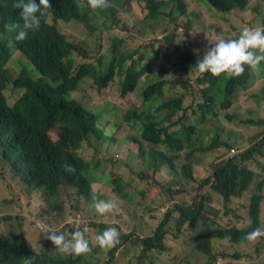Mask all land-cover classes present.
<instances>
[{
	"label": "trees",
	"instance_id": "1",
	"mask_svg": "<svg viewBox=\"0 0 264 264\" xmlns=\"http://www.w3.org/2000/svg\"><path fill=\"white\" fill-rule=\"evenodd\" d=\"M156 1L165 8L170 6L168 14L173 22L184 14L188 15V0ZM200 1L218 16H226L235 9L245 14L250 12V16H245L250 19H244L241 25L232 23L240 29L244 23L251 27L255 16L264 24V13L258 5L250 6V0ZM36 2L39 3V0ZM14 4L15 0H0V172L14 183L39 189L46 200L56 205L61 203V213L75 214L64 190V165L73 166L76 173L69 181L84 192L87 205L92 206L94 200L101 197L93 199L89 190L90 178L98 175L96 169L99 162H89L81 154L76 156L70 152V149L84 144L99 149L105 142L111 146L124 143L120 156L111 153L106 168L114 163L115 168L119 169L118 188L114 187L117 193L111 195L110 201L119 202L122 206L127 201L128 205L123 206L125 210L120 207L112 222L86 218L83 214L81 222L71 227L72 231L84 233L87 228H101L102 231L107 223H111L121 232L120 243L107 250L104 263L99 261V257L93 262L81 256L80 259L86 262L81 264H216L220 258L253 259L255 254L263 251L264 243L261 244L260 240L264 235L256 238L259 243L255 250H250L252 240L245 239V234L256 227L262 230L264 137L256 141L252 139V142L247 138L230 141V128L222 135V128L215 126L208 130L214 132L209 140H203L201 137H205L206 133L199 129V125L203 123L206 113L214 112L215 104H221L224 110L229 109L240 87L243 89L249 86L253 78H264V65L255 69L257 72H252L255 70L245 65V71L235 78L224 74H201L193 67L197 56L209 46V41L227 39V34L208 38L197 53L191 46H187L188 58L184 59L187 63L182 64L176 62V49L173 48L177 42L184 40L180 32H159L161 36L146 43L155 33L154 27H148L137 30L141 44L136 52L128 50L127 56L131 62L122 54L114 58L107 71L98 72L94 67H85L86 71L79 72L80 65L75 70L71 58L77 46L67 38L70 23L89 26L98 15L115 20L117 1L109 3L106 9L94 10L88 6V0H49L48 10L41 17L39 29L30 31L23 41L15 40L10 28L13 22L20 21V10ZM193 15L199 17V14L192 12L187 22L190 25L185 23L181 31L190 30ZM151 16H154V11ZM17 51L37 68L40 73L37 81L30 77L33 76L32 69L24 63L19 72L21 75H12L7 64ZM170 63H175L172 69ZM2 65L6 68L3 69ZM154 67L155 74L147 79L157 80L143 88L141 76L154 70ZM165 72L172 77L166 79ZM87 74L92 78L87 80L84 77ZM115 76L119 78L122 98H127L141 84L142 100L132 107L106 102L104 106L110 115L108 120H102L93 109L71 95L77 88L101 92L111 85ZM191 80L204 85L199 103L203 117L191 124L182 122L176 128L182 121V118L179 121L178 113L183 108L184 91H188L194 84ZM169 89L174 95L166 98ZM263 97L264 89L254 96L259 106L264 102ZM157 99L161 101L155 105L156 114H152L150 121L144 122L146 109L152 107ZM173 116H177V120ZM236 116V113L228 115L230 119ZM248 122L263 125L264 118H250ZM56 128L60 140L54 142L52 134ZM258 134L264 136V130H258ZM128 144L135 152L133 159L125 156ZM190 147L195 148L192 151L204 152L208 160L205 157H194V162H189L193 154H185L184 148ZM183 157H186V161L179 165ZM197 166L203 167L207 175L198 181L194 201L176 203L175 208L171 209L161 192L171 193L174 188L184 190L181 184L193 180ZM127 170L141 179L140 185L125 176L124 171ZM248 190H252L250 201L234 204L235 198L240 199ZM0 199L13 205L19 204V197L4 196ZM216 204H220V207L216 208ZM155 211H163V215L151 233L143 237L144 223L146 221L147 227L149 218H157ZM219 212L226 216L222 222L218 221ZM37 215L41 218V226L36 227V230L46 235L44 250L38 251L25 241V244L19 243L13 250H4L0 262L16 264L18 257L27 253L31 264H55L59 257H54L53 251L62 252L47 239L46 231H63L55 228L61 215L46 218L45 212L40 209ZM102 216L106 217L107 212ZM249 218L252 219L251 225L247 224ZM237 219L244 224L237 226ZM187 231L193 234L196 242L190 251L185 252L184 243L177 237ZM139 241L142 245L139 254L117 261L126 249ZM90 244L96 252L102 250L96 245L95 238ZM238 244H244L245 248L232 250V246ZM153 255H163V259L156 262L151 258Z\"/></svg>",
	"mask_w": 264,
	"mask_h": 264
},
{
	"label": "rangeland",
	"instance_id": "2",
	"mask_svg": "<svg viewBox=\"0 0 264 264\" xmlns=\"http://www.w3.org/2000/svg\"><path fill=\"white\" fill-rule=\"evenodd\" d=\"M184 1V0H183ZM189 7L187 8V14H184L176 19L173 22L169 17L170 6L164 9V15L160 21L155 23L154 31L150 38L147 39L146 43L152 41L154 38L161 36L159 32H180L181 37L184 40L177 42L173 48L176 49V53L174 54V58L176 62L184 59H187V46H191L192 49L197 53L200 48L205 44L208 38H215L217 35L223 36L226 34H230L236 30H238L239 26H233L232 23L241 25L245 16H250L251 13L240 11L239 9L232 10L229 14L224 16L221 14L220 16L213 14L207 6L200 0H188ZM258 5L259 9L264 13V0H250V6ZM117 7L116 19L113 21L111 18L98 15L96 22H92L89 26L84 24H72L70 23V27L68 30V39L73 41L77 49L72 54V62L73 68L76 70L79 65L86 62H96L98 63L101 57H105L110 47L114 44H117L120 52L132 50L136 52V48L140 46L141 40L137 33L138 28H148L149 22L145 19V15L147 13V0H119V4H115ZM195 12L199 14V17L193 15L191 28L189 31L184 30L181 31L180 28L184 26L185 23L188 22V16H191V13ZM227 17V18H226ZM264 26L262 22H259L257 16L254 17L252 21L251 27ZM177 25L176 29L175 26ZM187 26L190 24L187 23ZM246 25V23H244ZM65 29V26L63 25ZM164 34V36L166 35ZM214 41V40H212ZM157 49H159L157 47ZM137 54L135 55V58ZM128 62H131L130 57H126ZM175 62V63H176ZM27 64L30 66V63L27 59L20 53L16 52L12 56L11 60L7 64V67L11 70L12 75L18 76L22 64ZM174 63V64H175ZM174 64H169L170 69L173 68ZM30 68L32 69V75L34 78L38 79L40 77V73L37 68L31 64ZM169 69V70H170ZM156 67L154 70L151 69L146 75L141 76V81L144 82L145 88L147 85L154 83L157 79H147V77H151L155 74ZM258 70L252 71L257 72ZM117 75V74H116ZM166 79L172 77V75L168 72H165ZM89 80L90 78H86ZM193 86H191L188 91H184L185 97L182 101V110L178 113L180 114V118L182 121L180 124L176 126L179 128L181 123L184 122L186 124L194 123L197 118L203 117V112L199 107V103L201 102V89L204 85L197 83V81H193ZM264 89V78H253L252 82L246 88H239L238 92L235 93L233 99V105L227 109H222V105L217 103L214 106L213 113H206V117L203 120V123L199 125V129L206 133L205 137H201L203 140H209V138L213 135L214 132H209L210 128H214L215 126H220L222 128V135L226 134L227 129L230 128L231 135L230 141H238L240 139L247 138L252 142V139L255 141L257 139H262L264 136H259L258 130H264L263 125H252L248 122L250 118L263 119L264 118V102L261 106L258 105L255 95L261 93ZM73 97L84 102L89 108L93 109L102 120H108L110 117L108 110L104 106L106 102L117 103L121 107H132L138 105L141 100V84L139 87L131 94L128 95L127 98H122L120 96V86H119V78L115 76L111 85L101 91L97 92L94 90H85V89H76V91L71 94ZM174 95V92L169 89L166 94V98ZM264 98V97H263ZM161 100L157 99L152 107L146 109L147 114L144 115L143 121L148 122L151 120L152 114H156L155 105L159 103ZM232 113H236L237 116L234 119H230L228 115ZM174 117V116H173ZM177 120V116L173 118ZM57 128L54 130L55 133L52 134L53 139H57ZM104 140V139H103ZM89 142V141H88ZM106 144L99 149H94L92 146H88V144H84L79 149V153L83 156L87 161L97 164L99 162V166H97L96 173L98 174L99 179L92 182V189L95 193H114L117 191L114 187L118 188L119 180H118V172L119 169L115 168L114 163L111 167L106 168V162L111 158V153L117 156L121 155L122 150L124 149V143H121L117 146H111L109 143ZM91 145V142H89ZM110 148H109V146ZM184 153L191 152L193 157L189 159V162H194L196 157H205V153L200 150H194V147L184 148ZM128 155L135 157V152L130 149L129 144L125 151V156L128 159ZM195 157V158H194ZM205 160H208V157H205ZM129 161V160H128ZM186 161V157H183L181 163L182 165ZM122 172V170H121ZM120 172V175H121ZM125 176L129 179L132 178L133 183L136 185L141 184V179L130 171H124ZM157 175V173L155 172ZM207 175L206 170L197 166L194 171L193 180L186 182L185 184H181L184 186V190L174 188L173 192H161L165 196V201L171 209L175 208V204H187L194 201V196L196 195L195 189L197 187L198 181ZM107 181H110V184H107ZM64 190L68 195V201L73 207L72 210H75V214H71L68 212L61 213V208L63 205L60 203L56 205L53 201H48L43 196L42 192L37 188H29L24 184L14 183L13 180L8 179L3 173L0 172V197L4 196H13L19 197V204L13 205L9 202H5L0 199V240L5 238L11 231H15L18 234L22 235L25 240L31 245V247L35 248L38 251H43L44 241L46 235H42L40 231L36 230V227L41 226L39 223L41 222V218L37 215V210H43L45 212V217H53L56 215H61V219L57 222L55 228L62 229L63 231L72 232L71 227H76L78 223L81 222L83 218V214L86 218H96L97 220L104 219L108 222H112L115 220V216L103 217L102 214H98L95 211L94 203L92 206H88L86 200L82 196V192L76 190L69 183L64 184ZM253 190V189H252ZM252 190H248L244 193L243 197L235 198L234 204H239L241 202L248 203L250 201V196L252 194ZM159 192V191H158ZM30 201V204H28ZM221 204V202L219 201ZM233 201L230 202L232 204ZM220 204H216L215 207L219 208ZM128 205L126 201L123 203V206ZM122 206V207H123ZM126 207H123V211ZM28 210L31 213L28 214ZM216 212V209L213 208ZM66 211V207H65ZM155 215L157 218H149L147 227L146 221L144 223L143 237H146L149 233H151L152 228L158 224L159 217L163 215V211H155ZM27 215V216H24ZM262 215L263 221L262 231H264V201L262 204ZM27 218L28 220H25ZM33 219L36 222H32ZM226 219V216L220 215L218 216V221L222 222ZM244 223L237 219V226H242ZM88 231H92V228H87ZM177 239L184 243L185 252L190 251L195 245L196 238L190 231L180 235ZM257 240H252V245L249 247L250 250H255ZM261 244L264 242V238L261 239ZM244 244L233 245V249H244ZM264 248V244H263ZM109 250V249H108ZM142 250L141 241H139L136 245H133L126 249L123 252L122 257H128L133 254H139ZM107 250L102 249L96 253V257L93 259L96 262V258L99 257V261L104 263L107 260L106 255ZM49 254V253H47ZM52 255L54 257H64L66 255H62L58 253L57 250H54ZM106 255V257H105ZM68 257V256H66ZM72 258V257H70ZM151 258L156 260V262H161L163 259V255H153ZM88 260H92L88 257ZM25 263V260H23ZM76 264H79L77 262ZM216 264H264V249L258 254H255V258H246L242 257L240 259H235L233 257H229L226 259L220 258L217 260Z\"/></svg>",
	"mask_w": 264,
	"mask_h": 264
},
{
	"label": "clouds",
	"instance_id": "3",
	"mask_svg": "<svg viewBox=\"0 0 264 264\" xmlns=\"http://www.w3.org/2000/svg\"><path fill=\"white\" fill-rule=\"evenodd\" d=\"M114 1L119 0H88V6L94 10H103L106 9L110 4H114ZM14 7L20 10V21H15L11 24V31L14 32V39L17 41L25 40L29 32L36 31L40 27L41 17L45 15V12L49 7V0H39V3L36 0H15ZM164 5H158L156 0H147V13L145 19L149 22V27H154L155 23L160 21L164 15ZM152 11H154V16H151ZM116 10V14H117ZM170 17V16H169ZM113 20V19H112ZM22 21V23H21ZM115 21V20H113ZM96 22V21H95ZM227 39L222 38L215 41H209V46L205 47L201 55L197 56V61L193 66L194 69L203 74L211 73L213 76H218L224 74L226 77L235 78L241 75L245 71V65L249 68L255 70L264 65V26L250 27L244 25L241 29L227 34ZM235 37V38H234ZM123 54V57L126 58L128 54L127 51L120 52L117 44H114L110 47L105 57H101L96 64V62H86L80 65V71H86L85 67H94L98 72L107 71L112 61L116 56ZM182 64H186V60L179 61ZM29 66V65H28ZM31 66V63H30ZM29 66V67H30ZM3 69L6 68L3 66ZM18 75H21L20 73ZM34 81L38 79L30 76ZM86 78H92L90 74L85 75ZM54 142L59 141L60 139H53ZM75 148L70 149V152H73L78 156L79 149ZM128 158L129 155H128ZM132 159V158H130ZM64 175L63 182L64 184L69 183L79 192L80 189L73 183L69 181V178L73 176L76 171L70 164L64 165ZM103 179L97 176L90 178L89 190L92 194L94 200L95 211L98 214H104L107 212V215L114 216L116 211L122 207L121 203L110 201L111 195L114 193H95L92 189V182ZM107 184H110V181H107ZM82 196L86 200L84 192ZM100 201V202H99ZM247 224H252V219L247 220ZM92 231L87 229L84 231H56L48 230L46 231L47 239H49L55 248L62 252L64 257H59L55 264H76L79 262L86 263L83 258L90 257L94 262L96 257V249H94L90 242L95 238V243L102 249L108 250L115 247L120 243L121 232L117 227L112 226L111 223H107L106 228L101 231V228H92ZM264 235L259 227L254 228L252 231L245 234V239L254 240L259 236ZM25 238L18 234L15 231H11L5 238L0 240V255L4 253V250H13L19 243L25 244ZM65 253V254H64ZM72 254V255H67ZM72 257V258H70ZM25 260V263L24 261ZM0 264H9L8 262H0ZM16 264H31L30 259L27 256V253L21 254Z\"/></svg>",
	"mask_w": 264,
	"mask_h": 264
}]
</instances>
